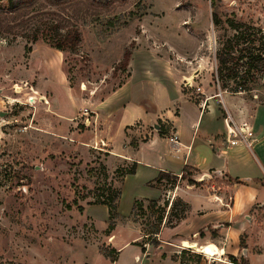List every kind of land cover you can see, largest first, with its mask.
I'll use <instances>...</instances> for the list:
<instances>
[{"label": "rangeland", "instance_id": "obj_1", "mask_svg": "<svg viewBox=\"0 0 264 264\" xmlns=\"http://www.w3.org/2000/svg\"><path fill=\"white\" fill-rule=\"evenodd\" d=\"M109 2L110 10L79 21L76 51L51 48L37 33L42 19L38 15L10 34L0 33V264H114L117 250L127 246L150 254L141 264H160L163 254L173 263L222 264L218 256L204 259L182 251L181 244L175 248L154 237L160 217H169L167 228L173 229L191 212L180 197L169 202L181 179L159 185L164 197L158 205L142 198L147 189L141 177L132 175L124 182L133 164L110 158L113 147L107 135L114 137L115 131L102 103L129 78L126 53L131 59L164 62L180 76H193L191 86L184 81V92L196 101L205 99L207 91L198 95V88L209 80L216 89L215 56L230 35L227 20L264 30V0ZM19 3L0 0L6 10ZM56 11L40 5L29 16ZM255 89L239 95L264 103V77ZM146 95L144 100L153 98ZM146 138V132L140 133L137 140ZM214 182L219 181L201 179L196 187L207 189ZM109 196L116 197L112 218L104 205ZM132 198L137 199L131 207ZM121 203L124 210L131 207L126 216L120 213ZM250 215H255L251 247L245 233L237 256L226 255L236 264H248L245 250L264 251V206ZM209 231L208 242L217 245L219 231ZM208 233L201 231L200 239ZM135 255L132 249L124 252L122 264H134ZM251 264H264V257L251 259Z\"/></svg>", "mask_w": 264, "mask_h": 264}, {"label": "crops", "instance_id": "obj_2", "mask_svg": "<svg viewBox=\"0 0 264 264\" xmlns=\"http://www.w3.org/2000/svg\"><path fill=\"white\" fill-rule=\"evenodd\" d=\"M156 61L133 57L128 80L102 103L107 119L111 120L110 129L115 131V140L107 135L108 144L113 147L110 158L137 165L133 177H141V186L147 189L142 198L148 200L159 201L164 197L159 186H151L160 173L180 178L183 170L190 167L197 170V177L193 178L196 183L201 179L221 182V185L214 182L207 185V189H201L204 186H191L181 180L169 202L174 196L180 197L190 205L191 212L173 229L167 228L164 222L154 237L175 248H180L183 241L197 242L202 246L210 244L207 238L211 228L219 231L217 245L211 244L223 250L225 255L235 257L243 234L249 235L251 247L255 215L250 214L264 206V103L239 94H227L217 85L213 89L209 80H204V87L198 88V95L207 91L206 98L196 101L192 93L188 90L185 93L182 88L185 80L190 85L194 82L193 76H180L164 62ZM147 92L153 97L148 101L142 98L148 96ZM227 114L236 124L247 122L253 128L255 137L251 149L228 144L224 121ZM159 123L163 135L159 134ZM108 131L105 130L106 133ZM145 132L148 138L137 140L140 133ZM134 140H137L135 146L132 145ZM129 177L132 176L126 177L124 182ZM136 199L132 198L131 207ZM131 207L124 210L121 203L120 213L128 215ZM201 231L208 233L202 240ZM130 249L136 253L134 264H141L145 256L150 258V254H143L140 247L127 246L117 250L119 255L114 264H122L123 253ZM244 254L248 264H251V259L264 257V251L254 254L245 250ZM163 255L160 264H180Z\"/></svg>", "mask_w": 264, "mask_h": 264}, {"label": "trees", "instance_id": "obj_3", "mask_svg": "<svg viewBox=\"0 0 264 264\" xmlns=\"http://www.w3.org/2000/svg\"><path fill=\"white\" fill-rule=\"evenodd\" d=\"M109 1L103 3V0H20V3L10 10H6L0 5V33L10 34L39 16L42 17L38 22L41 30L37 33H41L44 41L51 48L62 53L76 51L81 42L79 21L88 16H100L103 11L110 10L112 6ZM40 5L53 7L57 11L38 12L29 16L34 8ZM212 19L215 25L219 24L217 14H213ZM227 26L230 35L220 42V48L216 52L217 67L213 80L222 92L232 95L250 94L256 90L255 85L259 79L264 77V30L236 19H228ZM130 60L131 55L126 53L123 62L125 68L128 67ZM230 83L234 85L233 88H230ZM158 125L161 126L160 123ZM159 134L163 135L162 126ZM136 170L137 165L133 164V168L126 171L123 177L135 175ZM195 173L197 170L186 167L181 175V180L196 186L198 184L192 178ZM178 179L177 176L160 173L153 182L155 184L151 186H159L163 181L175 183ZM115 200V196H109L107 202H104V205L109 209L111 218L117 208L114 205ZM150 203L158 205L157 201H150ZM135 205L140 204L136 202ZM168 206L169 204L167 208ZM168 218L165 219L166 222L163 217L159 218V231L153 235L159 234L160 228L164 224L163 221L168 225Z\"/></svg>", "mask_w": 264, "mask_h": 264}, {"label": "built area", "instance_id": "obj_4", "mask_svg": "<svg viewBox=\"0 0 264 264\" xmlns=\"http://www.w3.org/2000/svg\"><path fill=\"white\" fill-rule=\"evenodd\" d=\"M186 86H191L188 82L185 84ZM199 91V90H198ZM87 122H89L88 119H86ZM226 128H227V142L231 147L243 145L249 149L252 148L253 141H254V130L249 125V123L244 122L242 124H236L231 116L227 114V116L224 119ZM172 141H175V139H172ZM177 143V142H174ZM181 178V177H180ZM217 248V246H216ZM182 251H190L191 253L198 254L204 259H208L209 257L206 254L198 253L190 248H184L183 246L180 248ZM181 254V252H180ZM217 262L222 264H236L233 262L229 257H226V255H218Z\"/></svg>", "mask_w": 264, "mask_h": 264}, {"label": "bare ground", "instance_id": "obj_5", "mask_svg": "<svg viewBox=\"0 0 264 264\" xmlns=\"http://www.w3.org/2000/svg\"><path fill=\"white\" fill-rule=\"evenodd\" d=\"M184 248H190L196 250L198 253L206 254L209 258H214L218 255H224L225 252L219 248H216L214 244L200 246L195 242H184L182 243Z\"/></svg>", "mask_w": 264, "mask_h": 264}, {"label": "water", "instance_id": "obj_6", "mask_svg": "<svg viewBox=\"0 0 264 264\" xmlns=\"http://www.w3.org/2000/svg\"><path fill=\"white\" fill-rule=\"evenodd\" d=\"M155 129H156V130H159V127H158V126H155Z\"/></svg>", "mask_w": 264, "mask_h": 264}]
</instances>
